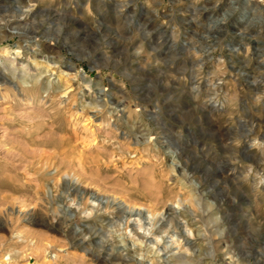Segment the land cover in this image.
<instances>
[{"label":"rangeland","instance_id":"obj_1","mask_svg":"<svg viewBox=\"0 0 264 264\" xmlns=\"http://www.w3.org/2000/svg\"><path fill=\"white\" fill-rule=\"evenodd\" d=\"M105 258L264 264V0H0V264Z\"/></svg>","mask_w":264,"mask_h":264},{"label":"bare ground","instance_id":"obj_2","mask_svg":"<svg viewBox=\"0 0 264 264\" xmlns=\"http://www.w3.org/2000/svg\"><path fill=\"white\" fill-rule=\"evenodd\" d=\"M11 33H17V27H15V26H12L11 27ZM1 51H2V53H3V55L4 56H7L8 55V48L7 49H1ZM20 55V54H19ZM12 60H11V62L13 63L14 62V59H16V57H12L11 58ZM15 63V62H14ZM13 63V64H14ZM37 64V63H36ZM26 72H27V68H24L23 69V72L22 73H24V74H26ZM94 197V196H93ZM96 200H101L100 198H99V196H97L96 198H95ZM102 201V200H101ZM114 202L116 201L117 202V199L115 198L114 200H113ZM119 207L121 208V209H123L124 210V212H129L130 214H135V215H138V218L137 219H135L136 221H135V228H137L138 227V229L140 228H142V226L140 225L141 223H140V219H139V217H141L142 216V210H141V208H139V209H137L135 206H131L130 204H128L127 202H125V201H121V202H119ZM172 209L173 210H175V213H176V206H173L172 207ZM19 211H22L21 209L19 210ZM122 211V210H121ZM179 214V213H178ZM174 216H176V215H174ZM174 216H172L173 218H174ZM142 217H144V219L146 220V222L147 223H149V224H151V222H152V220L154 219V215L152 214V212H150L149 210H148V212H147V216H142ZM166 217V216H165ZM130 218V217H129ZM169 218H171V217H169ZM143 219V220H144ZM134 221V220H133ZM168 221V220H167ZM134 223V222H133ZM142 224H143V221H142ZM135 228H133V229H135ZM186 233H192L191 232V229L189 228V227H187L186 229ZM132 231V230H131ZM149 231V230H148ZM187 238V237H186ZM174 241V240H173ZM176 241V240H175ZM178 241V240H177ZM189 250V249H188ZM99 258V257H98ZM105 260H106V262H107V264H112V262H111V260L109 259V258H105Z\"/></svg>","mask_w":264,"mask_h":264}]
</instances>
